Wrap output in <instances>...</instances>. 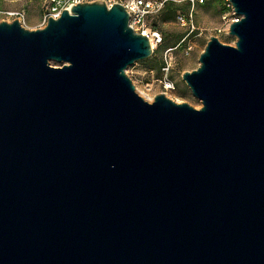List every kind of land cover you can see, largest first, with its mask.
Wrapping results in <instances>:
<instances>
[{
  "label": "water",
  "instance_id": "95a60500",
  "mask_svg": "<svg viewBox=\"0 0 264 264\" xmlns=\"http://www.w3.org/2000/svg\"><path fill=\"white\" fill-rule=\"evenodd\" d=\"M230 2L201 108L138 94L120 2L0 22V264H264V0Z\"/></svg>",
  "mask_w": 264,
  "mask_h": 264
},
{
  "label": "rangeland",
  "instance_id": "374dc122",
  "mask_svg": "<svg viewBox=\"0 0 264 264\" xmlns=\"http://www.w3.org/2000/svg\"><path fill=\"white\" fill-rule=\"evenodd\" d=\"M87 0L85 2H95ZM103 1V0H101ZM174 2L179 12L192 15L193 25L183 26L174 17H170L171 7L165 8L158 14L149 17L146 24L153 28L157 24L162 33V42L154 49L153 54L146 59L138 60L127 69L128 76L136 86V91L144 99L153 102L157 94H165L177 103L187 102L195 108L203 106L187 82L183 73L193 71L199 65V58L204 51L211 36H217L225 44L235 45L237 37L226 32L218 33L217 29H225L232 18L237 15L229 9L226 0H209L205 4L195 6L183 1L166 0ZM106 4L115 3L116 0H104ZM52 4L49 0H0V22H13L17 16H7L4 11H21L25 14V28L36 30L44 28V18L50 12ZM60 66L58 62H52ZM165 80L174 84V88H166Z\"/></svg>",
  "mask_w": 264,
  "mask_h": 264
},
{
  "label": "built area",
  "instance_id": "2783aa9c",
  "mask_svg": "<svg viewBox=\"0 0 264 264\" xmlns=\"http://www.w3.org/2000/svg\"><path fill=\"white\" fill-rule=\"evenodd\" d=\"M49 1L50 4H52V7L50 9V12L46 14L43 24H47L48 18L50 16L54 18H59L64 9L67 8L70 10L73 4L75 5L78 2H85L87 0H49ZM176 1H183L195 6L196 4H205L209 0H176ZM226 1L229 9L233 10L230 0H226ZM116 2H120L126 7V9L130 14L131 26L134 28L135 31L147 35L150 39L152 48L155 49L162 42L163 36L159 29L148 26L146 24V20L149 17L158 14L163 9L166 0H116ZM111 5L112 3L108 4V6ZM4 13L7 16H17L21 24L22 25L25 24L24 12L6 10L4 11ZM191 17H192L191 14L186 15L184 13L179 12L176 16V20L183 26L189 27L190 25H193ZM236 20H239L237 16L235 18H232L230 23ZM230 23L225 29H221V28L217 29V32L222 33L229 30ZM165 87L174 88V84L169 80H165Z\"/></svg>",
  "mask_w": 264,
  "mask_h": 264
},
{
  "label": "trees",
  "instance_id": "16d2710c",
  "mask_svg": "<svg viewBox=\"0 0 264 264\" xmlns=\"http://www.w3.org/2000/svg\"><path fill=\"white\" fill-rule=\"evenodd\" d=\"M188 4V3H187ZM164 7L165 8H169V7H171L172 9H171V11H170V17H174L175 16V19H176V16H177V14H176V10H177V8L178 7H176V6H174V2L173 1H171V2H168L166 5H165V3H164ZM164 7H163V9H164ZM162 9V10H163ZM161 10V11H162ZM165 10V9H164ZM154 27L157 29V27H158V25L157 24H154Z\"/></svg>",
  "mask_w": 264,
  "mask_h": 264
}]
</instances>
